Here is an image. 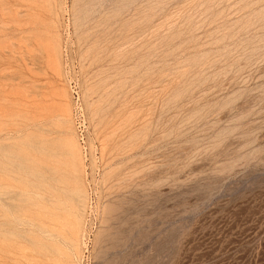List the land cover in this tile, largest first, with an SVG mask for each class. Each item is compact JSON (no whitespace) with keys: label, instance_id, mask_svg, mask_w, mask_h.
<instances>
[{"label":"rangeland","instance_id":"374dc122","mask_svg":"<svg viewBox=\"0 0 264 264\" xmlns=\"http://www.w3.org/2000/svg\"><path fill=\"white\" fill-rule=\"evenodd\" d=\"M0 264H264V0H0Z\"/></svg>","mask_w":264,"mask_h":264}]
</instances>
